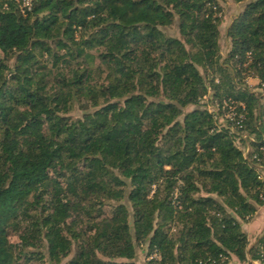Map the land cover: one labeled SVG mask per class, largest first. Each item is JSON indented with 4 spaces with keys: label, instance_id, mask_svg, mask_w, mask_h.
I'll return each instance as SVG.
<instances>
[{
    "label": "trees",
    "instance_id": "obj_1",
    "mask_svg": "<svg viewBox=\"0 0 264 264\" xmlns=\"http://www.w3.org/2000/svg\"><path fill=\"white\" fill-rule=\"evenodd\" d=\"M232 1L223 59L218 0H0V264L74 248L66 264H137L140 246L158 264H264V235L243 230L264 206V93L242 77L250 53L264 84V0ZM176 18L181 38L163 30ZM210 93L245 106L261 161Z\"/></svg>",
    "mask_w": 264,
    "mask_h": 264
},
{
    "label": "rangeland",
    "instance_id": "obj_2",
    "mask_svg": "<svg viewBox=\"0 0 264 264\" xmlns=\"http://www.w3.org/2000/svg\"><path fill=\"white\" fill-rule=\"evenodd\" d=\"M218 2H219V6L222 10V14H221L222 22L219 26V29H220L219 43H220V47H221L220 53H221L222 58L226 59L230 50H231V47H232L231 41L227 36V31L230 28L231 24L233 23L234 19L240 13L239 6L241 5L243 8L246 3L235 4L232 0H218ZM163 30L168 35H170L172 37L181 38L180 33H179V29H178V19L177 18L174 20L172 25L165 26L163 28ZM235 60H237L238 63L240 61V59H235ZM249 66H250V63H248V62L244 63L243 68L248 69V71L244 72L242 74V77H243L244 83H246L251 88V90L254 91L255 88L260 87L261 80L257 77V75H255V72L251 68H249ZM262 93H264L262 90H256L254 94L258 95V94H262ZM262 98H264V94L261 95V99ZM217 103L218 102H216L215 104L212 103V93H210L206 97V99H203V101L201 102L200 105L204 109H210L213 111L214 115H216V118L218 119V125L220 127L225 126V127L230 128L232 122L229 119L228 115L232 111L231 108H229V106L224 105L223 108L218 109ZM219 106H220V104H219ZM261 106L264 107V99L261 100ZM193 109H195V107H188L185 110V112H189ZM71 115L73 117L77 118V117H81L83 115V112L76 108L72 112ZM242 141H244V140H242ZM242 141L240 142V146L242 148H244L245 146H244V143ZM16 240H17V238H14L13 241H16ZM75 253H76V248H74L72 254L66 260H64L62 264H66L69 261V259H72L75 256ZM149 257H150V255L147 254L146 248H142L140 246V248H138V250H137V258H136L137 264H158L159 263L158 260H155V259L150 260ZM256 263H258V262H256Z\"/></svg>",
    "mask_w": 264,
    "mask_h": 264
},
{
    "label": "built area",
    "instance_id": "obj_3",
    "mask_svg": "<svg viewBox=\"0 0 264 264\" xmlns=\"http://www.w3.org/2000/svg\"><path fill=\"white\" fill-rule=\"evenodd\" d=\"M13 1H15L19 4L23 13L25 12V10L31 9L32 0H23L22 2L20 0H13ZM5 7H7V6H5ZM216 9L217 8L214 7V10H216ZM221 14L222 13H220L218 16L221 17ZM251 57H252L251 54L248 53L247 59H248L249 63L251 62ZM236 59H238V57ZM263 89H264V84L261 83L260 87L255 88V90L253 89L254 91H252V92L255 93L256 90H262L263 91ZM206 97L204 99H206ZM217 104H218V109L223 108V106L226 105V106H229V108H231V110H232L230 112V114L228 115L229 119L232 122L231 127L229 128V127L222 126L220 128H225L229 132L230 136L234 139L235 144L243 150L244 156L250 162L261 161L258 154H255L253 151L252 143L256 142L255 138L253 136L248 135L247 133H245L243 131L244 123L246 121L245 106L237 103L234 100H225L222 102V106H219V104H220L219 102ZM240 108L242 109V111L239 110ZM207 110L210 113H213L212 110H210V109H207ZM215 119L218 121V119L216 117H215ZM263 122H264V118H263ZM240 140L241 141L244 140L246 142V146L244 148H242L240 146V142H241ZM260 151H264V147H261ZM257 168L259 169L260 179H264V165H261V164L257 165ZM149 259L150 260L155 259V260L160 261V255L157 251H155L153 254L150 255ZM227 260H228V258H225V257L222 258V262H225Z\"/></svg>",
    "mask_w": 264,
    "mask_h": 264
},
{
    "label": "crops",
    "instance_id": "obj_4",
    "mask_svg": "<svg viewBox=\"0 0 264 264\" xmlns=\"http://www.w3.org/2000/svg\"><path fill=\"white\" fill-rule=\"evenodd\" d=\"M240 10L242 6H239ZM243 230L248 235L250 247L255 246L257 241L264 235V206L260 207L255 216L247 223H243ZM228 264H241L237 259H232ZM254 264H260L259 262Z\"/></svg>",
    "mask_w": 264,
    "mask_h": 264
}]
</instances>
